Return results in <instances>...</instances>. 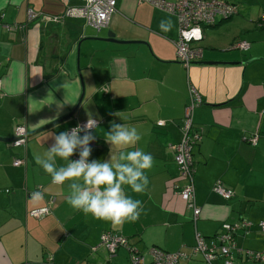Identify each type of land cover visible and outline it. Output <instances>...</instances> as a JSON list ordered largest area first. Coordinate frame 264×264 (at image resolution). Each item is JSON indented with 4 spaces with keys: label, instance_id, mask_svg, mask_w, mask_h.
Returning a JSON list of instances; mask_svg holds the SVG:
<instances>
[{
    "label": "crops",
    "instance_id": "obj_1",
    "mask_svg": "<svg viewBox=\"0 0 264 264\" xmlns=\"http://www.w3.org/2000/svg\"><path fill=\"white\" fill-rule=\"evenodd\" d=\"M244 2L249 1H236L244 15L202 26L203 39L194 45L201 48L198 61L204 63L186 68L173 43L176 17L147 2L117 0L107 26L97 30L82 18H43L60 16L80 0H8L7 6L0 0V136L14 137L16 125L33 132L74 110L67 119L28 135L25 146L0 141V264H128L125 248L110 255L97 246L105 231L125 236L146 258L153 246L190 253L195 232L210 238L223 223L240 219L253 226L238 232L236 244L264 250V233L257 226L264 221V26L257 24L264 5L249 10ZM28 9L37 15L29 19ZM168 20L171 30L162 31L161 21ZM110 31L126 42L106 40ZM240 40L249 48H234ZM14 63L22 69L13 70ZM189 83L202 97L193 114L201 132L193 149L200 207L195 220L178 194L186 182L172 152L182 135ZM89 118L98 121L89 161L109 160L110 152L119 155L121 150L105 140L113 121L136 127L141 140L135 148L154 158L145 173L149 184L144 193L125 186L127 195L142 201L144 210L135 222L113 225L73 209L67 203L70 181L54 184L35 163L34 153L42 155L54 143L52 134ZM254 134L252 144L246 138ZM22 157L25 165H13ZM57 163L66 162L57 158ZM218 179L233 190L231 198L212 190ZM34 193L41 198L33 199ZM50 198L49 214H28ZM179 264L208 263L196 255ZM211 264L224 262L219 257ZM233 264L264 262L236 254Z\"/></svg>",
    "mask_w": 264,
    "mask_h": 264
},
{
    "label": "built area",
    "instance_id": "obj_2",
    "mask_svg": "<svg viewBox=\"0 0 264 264\" xmlns=\"http://www.w3.org/2000/svg\"><path fill=\"white\" fill-rule=\"evenodd\" d=\"M79 5H67L60 16H47L43 18L56 22L60 17L82 18L85 22L97 30L107 26L111 15L117 10V0H80ZM147 2L157 9L172 14L176 17L178 26V38L173 41L176 49V55L179 61L186 67L195 61L200 60L202 50L193 46L203 39L202 25H214L220 20H225L237 14L238 8L235 0H138ZM30 18L36 16L32 9L27 10ZM264 21V15L261 16ZM234 48L246 50L249 43L240 40L233 45ZM187 103L184 107L183 117L181 119L182 135L180 140L172 145L173 160L178 166L180 175L186 180V183L179 189L181 199L186 206L192 210L194 220L199 216L200 208L195 203L194 172L195 162L193 159V148L200 139V131L195 127L193 114L196 107L202 104V97L198 90L188 84ZM87 120L79 122L68 128L71 130L77 125H83ZM163 124L162 121L158 122ZM93 131V130H92ZM83 135V132L81 133ZM28 138V130L24 125H16L14 129V140L11 142L14 146H25ZM252 144L256 143L257 135L246 138ZM91 148L95 146V141H91ZM79 150L74 153L71 160L79 158ZM26 158H15L13 165H25ZM212 190L225 199L234 195L231 188L225 186L221 180H217L212 186ZM54 199L50 198L46 205L29 210L28 214L39 218L51 212L50 205ZM253 223L247 219H240L235 222H225L221 225L219 232L214 238L206 240L199 232H195L194 245L191 252L183 250L165 251L157 247L148 249L149 258L139 252L132 246L129 240L118 233L105 231L100 236L97 246H104L110 255L115 254L118 248L122 247L128 251V264H179L181 260L188 261L195 254L200 256L208 263L221 256L224 264H232L236 254L241 255L247 260L264 261V250L253 251L239 247L236 244L235 236L238 232H247ZM259 230L264 233V221L257 224ZM92 249L95 250L96 247ZM50 259V257H48Z\"/></svg>",
    "mask_w": 264,
    "mask_h": 264
},
{
    "label": "clouds",
    "instance_id": "obj_3",
    "mask_svg": "<svg viewBox=\"0 0 264 264\" xmlns=\"http://www.w3.org/2000/svg\"><path fill=\"white\" fill-rule=\"evenodd\" d=\"M18 2L11 0L13 4ZM7 3L8 0H5V6ZM159 27L162 31H169L172 22L161 21ZM12 68L22 69V65L14 63ZM8 94L13 92L9 90ZM115 115L118 116V113ZM97 126L98 121L89 118L83 125L52 134L54 143L42 155L34 153L35 163L50 175L54 184L63 185L70 181L67 203L73 209L113 225L135 222L144 210L142 201L127 195L125 186L134 193H144L149 184L145 173L153 166L154 158L150 153L135 148L141 140L136 127L113 121L105 140L111 149L115 147L121 150L119 155L113 156L110 152L109 160L89 161L92 153L89 145L96 139L92 130ZM77 150L79 158L71 160L70 157ZM57 158L66 163L58 165ZM32 198L40 199L41 194L34 193Z\"/></svg>",
    "mask_w": 264,
    "mask_h": 264
},
{
    "label": "water",
    "instance_id": "obj_4",
    "mask_svg": "<svg viewBox=\"0 0 264 264\" xmlns=\"http://www.w3.org/2000/svg\"><path fill=\"white\" fill-rule=\"evenodd\" d=\"M105 39H106V40H109V41L126 42V40H118V39H116V37H115V33L111 32V31L107 33V36H106ZM195 62H201V63H204V62H202V61H195ZM82 97H83V94L81 95V97H80V99H79L77 105H79V103L81 102ZM73 113H74V110H72L69 114H67L66 116H64V117L61 118V119L55 120V121H53V122H50L49 124H46V125H44V126L38 128L37 130L33 131V132H30V133L28 132V135H31L32 133L38 132V131H40V130H43V129L47 128V127H51V126H53V125H55V124H57V123H59V122L65 120V119H67L68 117L72 116ZM13 140H14V137H3V136H0V141H4V142H12Z\"/></svg>",
    "mask_w": 264,
    "mask_h": 264
},
{
    "label": "trees",
    "instance_id": "obj_5",
    "mask_svg": "<svg viewBox=\"0 0 264 264\" xmlns=\"http://www.w3.org/2000/svg\"><path fill=\"white\" fill-rule=\"evenodd\" d=\"M238 13V12H237ZM236 15V14H235ZM234 16V15H233ZM231 18V17H230ZM226 20V19H225ZM220 21H222V20H220ZM219 22V21H218ZM217 22V23H218ZM216 24V23H215ZM214 24V25H215ZM257 24L259 25V26H264V21H262V19H261V17H259L258 18V20H257ZM202 26H212V25H202ZM200 138H201V133H200ZM200 140V139H199ZM199 142V141H198ZM198 142H197V144H198ZM196 144V145H197ZM195 145V146H196ZM194 146V147H195ZM194 149V148H193ZM195 162V161H194ZM180 173V172H179ZM194 178H195V172H194ZM184 179V178H183ZM219 180V179H218ZM184 181L186 182V180L184 179ZM217 181V180H216ZM215 183V182H214ZM214 185V184H213ZM212 185V186H213ZM183 187V186H182ZM179 191V190H178ZM178 194H179V192H178ZM179 196H180V194H179ZM181 198V197H180ZM196 203V202H195ZM186 204V203H185ZM200 208V207H199ZM219 232V231H218ZM218 232H216L213 236H211L210 238H214L215 236H216V234L218 233ZM201 234V233H200ZM195 235V234H194ZM202 235V234H201ZM203 236V235H202ZM236 237V236H235ZM204 238L206 239V240H208L209 238H206L205 236H204ZM194 242H195V240H194ZM163 250V249H162ZM258 251H261V250H258ZM199 256H200V254H198ZM194 256H196V254L194 255ZM240 257H242L241 255H239ZM193 257V256H192ZM220 258H222L221 256H219ZM219 257H217V258H219ZM202 258V257H201ZM235 258H236V256L234 257V260H235ZM244 258V257H243ZM203 259V258H202ZM204 260V259H203ZM222 260H223V258H222ZM247 260V259H246ZM205 261V260H204ZM249 261H254V260H249ZM206 262V261H205ZM223 262H224V260H223ZM234 262V261H233ZM258 262H264V261H258ZM208 263V262H207ZM208 264H211V263H208ZM233 264V263H232Z\"/></svg>",
    "mask_w": 264,
    "mask_h": 264
},
{
    "label": "rangeland",
    "instance_id": "obj_6",
    "mask_svg": "<svg viewBox=\"0 0 264 264\" xmlns=\"http://www.w3.org/2000/svg\"><path fill=\"white\" fill-rule=\"evenodd\" d=\"M236 1H239V0H236ZM247 1H249V2H244V4L245 5H247V6H249V10H251V8H254V5H255V7L256 6H259L260 4H262V5H264V0H247ZM252 2V3H251ZM237 8H239L238 9V12H239V14L240 15H244V13L241 11V6L239 7V6H237ZM259 9V8H258ZM261 9H264V6H262L261 8H260V10ZM262 15H264V12H261L260 14H259V17H261ZM195 43H193L192 45L193 46H196V45H194ZM197 47V46H196Z\"/></svg>",
    "mask_w": 264,
    "mask_h": 264
}]
</instances>
